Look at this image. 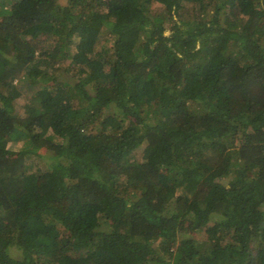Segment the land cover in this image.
Returning a JSON list of instances; mask_svg holds the SVG:
<instances>
[{
	"label": "trees",
	"instance_id": "16d2710c",
	"mask_svg": "<svg viewBox=\"0 0 264 264\" xmlns=\"http://www.w3.org/2000/svg\"><path fill=\"white\" fill-rule=\"evenodd\" d=\"M0 264H264V0H0Z\"/></svg>",
	"mask_w": 264,
	"mask_h": 264
},
{
	"label": "rangeland",
	"instance_id": "374dc122",
	"mask_svg": "<svg viewBox=\"0 0 264 264\" xmlns=\"http://www.w3.org/2000/svg\"><path fill=\"white\" fill-rule=\"evenodd\" d=\"M24 103H25V100H20V102H19V104H18V110L19 111H21V112H24L25 111V106H24ZM86 223H90V221L89 222H86Z\"/></svg>",
	"mask_w": 264,
	"mask_h": 264
}]
</instances>
